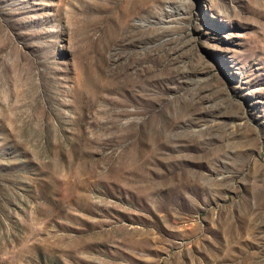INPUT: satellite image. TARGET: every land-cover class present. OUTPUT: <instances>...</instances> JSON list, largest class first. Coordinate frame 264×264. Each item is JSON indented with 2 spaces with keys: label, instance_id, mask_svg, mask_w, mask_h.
<instances>
[{
  "label": "rangeland",
  "instance_id": "1",
  "mask_svg": "<svg viewBox=\"0 0 264 264\" xmlns=\"http://www.w3.org/2000/svg\"><path fill=\"white\" fill-rule=\"evenodd\" d=\"M0 264H264V0H0Z\"/></svg>",
  "mask_w": 264,
  "mask_h": 264
}]
</instances>
